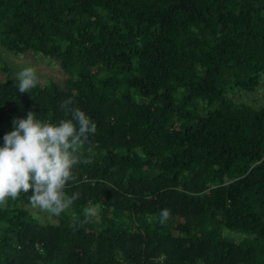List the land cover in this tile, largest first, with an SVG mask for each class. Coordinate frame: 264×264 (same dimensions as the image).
<instances>
[{
  "label": "trees",
  "instance_id": "trees-1",
  "mask_svg": "<svg viewBox=\"0 0 264 264\" xmlns=\"http://www.w3.org/2000/svg\"><path fill=\"white\" fill-rule=\"evenodd\" d=\"M0 46L71 75L0 82V144L29 110L70 119L69 98L97 125L54 223L18 207L31 190L0 209V264H264V106L227 96L264 73V0H0Z\"/></svg>",
  "mask_w": 264,
  "mask_h": 264
},
{
  "label": "clouds",
  "instance_id": "clouds-1",
  "mask_svg": "<svg viewBox=\"0 0 264 264\" xmlns=\"http://www.w3.org/2000/svg\"><path fill=\"white\" fill-rule=\"evenodd\" d=\"M15 80L20 93H30L40 82L34 67L22 68ZM73 104L71 98L62 102L61 109L71 118L57 123L41 120L31 110L26 118L12 119L14 130L4 135L0 147V209L7 206L9 198L30 190L29 204L53 216L66 212L79 199V192L69 196L67 189L75 180L74 166L80 162V153L96 134L97 125ZM100 210L99 204L89 203L83 209L84 223L98 217ZM171 218L167 208L158 214L161 226Z\"/></svg>",
  "mask_w": 264,
  "mask_h": 264
},
{
  "label": "rangeland",
  "instance_id": "rangeland-1",
  "mask_svg": "<svg viewBox=\"0 0 264 264\" xmlns=\"http://www.w3.org/2000/svg\"><path fill=\"white\" fill-rule=\"evenodd\" d=\"M24 67H34L36 69L40 80V86H45L50 82L62 86L64 81L71 77V75L60 68L58 61L44 56L39 52L29 50L23 53H14L0 46V82L7 79L16 82V74ZM227 96L233 103L238 105H250L254 108L264 106V73H262L259 78L258 86L252 91H244L238 87L231 86ZM136 99L139 100L137 97ZM212 107L213 106L210 108ZM3 143L0 144V147H3ZM18 207L26 208L32 215V218L42 224L47 222L54 223L57 218V216L50 215L48 212L38 207L33 208L31 205L24 202H20ZM224 235H227L228 238L236 243L246 240L244 243L248 244L252 241V235L250 234H241L225 230Z\"/></svg>",
  "mask_w": 264,
  "mask_h": 264
}]
</instances>
